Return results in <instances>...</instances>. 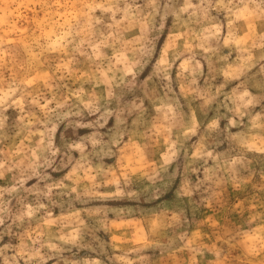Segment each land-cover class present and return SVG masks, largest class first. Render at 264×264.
I'll list each match as a JSON object with an SVG mask.
<instances>
[{
	"label": "rangeland",
	"instance_id": "rangeland-1",
	"mask_svg": "<svg viewBox=\"0 0 264 264\" xmlns=\"http://www.w3.org/2000/svg\"><path fill=\"white\" fill-rule=\"evenodd\" d=\"M0 264H264V0H0Z\"/></svg>",
	"mask_w": 264,
	"mask_h": 264
}]
</instances>
